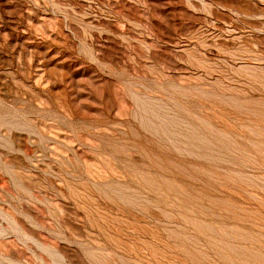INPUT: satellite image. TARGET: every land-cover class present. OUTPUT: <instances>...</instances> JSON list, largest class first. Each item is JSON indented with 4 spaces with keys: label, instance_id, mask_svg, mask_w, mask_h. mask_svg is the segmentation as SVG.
Listing matches in <instances>:
<instances>
[{
    "label": "rangeland",
    "instance_id": "374dc122",
    "mask_svg": "<svg viewBox=\"0 0 264 264\" xmlns=\"http://www.w3.org/2000/svg\"><path fill=\"white\" fill-rule=\"evenodd\" d=\"M0 264H264V0H0Z\"/></svg>",
    "mask_w": 264,
    "mask_h": 264
}]
</instances>
